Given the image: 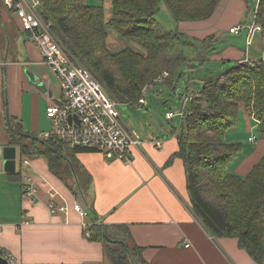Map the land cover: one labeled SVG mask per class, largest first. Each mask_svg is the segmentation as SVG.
I'll return each instance as SVG.
<instances>
[{"label":"crops","instance_id":"obj_1","mask_svg":"<svg viewBox=\"0 0 264 264\" xmlns=\"http://www.w3.org/2000/svg\"><path fill=\"white\" fill-rule=\"evenodd\" d=\"M83 1L90 6H103L105 15L106 9H112L111 0ZM246 7L244 0H221L210 20L183 23L182 28L194 40L213 36L219 41L223 34L231 35L232 27L244 23ZM8 10L5 3L0 4V25L5 38L4 45L0 41V249L10 253L16 264H108L110 259L103 243L84 235L83 222H94L96 217L98 223L129 227L137 246L144 249L147 264H258L240 249L236 239L212 237L193 214L184 162L177 156L185 120L180 115L169 120L178 119L167 135H161V147L153 144L152 137L143 140L124 123L130 133L143 141L142 147L133 150L132 164L109 159L96 151L78 154L81 197L51 173L45 158L22 157L18 148L15 172H5L4 150L12 147L7 118L21 122L28 132L40 138L52 129L46 115L48 106L62 98L59 77L44 63L30 34ZM110 19L106 17V21ZM232 37L236 40L214 59L264 60V35H257L250 47L246 34ZM199 91L191 97H182L180 110L184 108L188 114L190 102ZM241 108L239 126L226 139L229 143H242L244 138L248 144L243 145L241 155L227 173L246 177L264 157V138L252 141L250 133L256 123ZM169 112L177 111L169 110L166 115ZM25 159L29 160V167L22 164ZM27 176L39 188L35 202L23 197ZM44 183L59 192L58 201L69 206L68 214H50L48 188ZM75 201L91 212L86 220L74 212ZM26 220L31 223L22 224ZM186 244L190 247L186 248Z\"/></svg>","mask_w":264,"mask_h":264},{"label":"trees","instance_id":"obj_2","mask_svg":"<svg viewBox=\"0 0 264 264\" xmlns=\"http://www.w3.org/2000/svg\"><path fill=\"white\" fill-rule=\"evenodd\" d=\"M40 1V14L52 24L53 34L74 62L120 102L138 103L163 72L169 74L164 84L175 88L176 71L190 61L182 52L173 54L176 44L187 42L182 33L167 31L157 21L161 2L176 22L183 23L210 20L221 0H111L109 21L103 6L83 0ZM15 11L10 10V15ZM256 22L264 35V0H259ZM108 28L140 45L145 54L131 48L112 53ZM214 42L213 36L203 40L204 46ZM196 95L181 128L177 154L184 162L191 210L212 237L236 239L240 249L264 264V157L246 177L229 174L243 144L225 142V136L239 126L241 107L264 137V60L235 62L221 77L205 81ZM7 129L10 145L22 157L45 158L51 173L74 195L82 196L76 157L90 150L71 148L57 138L43 140L11 117ZM95 218L90 239L103 243L112 264H147L129 227L108 226Z\"/></svg>","mask_w":264,"mask_h":264},{"label":"built area","instance_id":"obj_3","mask_svg":"<svg viewBox=\"0 0 264 264\" xmlns=\"http://www.w3.org/2000/svg\"><path fill=\"white\" fill-rule=\"evenodd\" d=\"M4 3L10 10H16L15 15L20 21L22 29L30 34L42 54L44 63L61 81L62 98L58 102L51 103L46 110V115L52 122V129L40 138L43 140L57 138L66 142L71 148L101 152L109 159L132 164L133 150L142 147L143 141L127 130L117 109V102L109 97L102 85L87 69L74 62L58 42L52 32V24L45 21L40 14L41 1L4 0ZM258 5L255 16L250 22L241 23L229 30L232 35L246 34L248 47L252 45L257 35L263 34L261 25L256 22ZM168 76L169 74L164 72L154 84L163 83ZM137 104L146 106V99H141ZM176 115H180L182 118L186 117L185 109L169 112L166 118L172 120ZM252 141H256V138L254 137ZM153 144L156 147H161L162 141L153 140ZM22 164L29 167L30 162L25 159ZM27 169L29 170V168ZM44 186L48 188L50 214L53 216L68 214L69 206L60 204L58 201L59 192L49 184L44 183ZM38 193L37 183L31 176H27L23 197L35 202ZM72 208L83 219L86 220L89 217V211L80 202L75 201ZM30 223L27 220L22 222L25 225ZM93 224V222H83L85 237H91L90 227ZM185 247L189 248L190 244H186ZM0 257L10 264H16L13 256L1 249Z\"/></svg>","mask_w":264,"mask_h":264},{"label":"rangeland","instance_id":"obj_4","mask_svg":"<svg viewBox=\"0 0 264 264\" xmlns=\"http://www.w3.org/2000/svg\"><path fill=\"white\" fill-rule=\"evenodd\" d=\"M244 2L247 7L243 20L246 19V22H250L255 16L258 0H244ZM0 4L4 5L2 0H0ZM8 11H10V9ZM107 12H110V16L107 15ZM10 17V20L14 21L15 18L12 16ZM106 17H112V10L109 11L106 9ZM156 19L165 30L183 33V35H185L183 40L184 42H187L176 44L173 49V54L177 55L182 52L190 60L189 65H183L176 71L177 74L174 82L175 88H171L163 83L159 85L154 84L164 73L163 72L147 86L145 93L143 91L144 97L149 104L146 107H141L137 103L120 102L113 96L109 88H106L105 90L113 100L117 102V109L120 112L124 123L139 134L143 140L151 137V139L154 140H157L158 138L161 140V135H167V131L171 130L178 121V119H174L173 121L167 120L166 112L169 110L180 111L182 107V97L187 95L191 97L201 88V86L204 85L205 81L210 79L215 80L218 77H221V75L235 64L234 61H222L214 59V57L221 56L226 46L231 45V41L236 40V37H232L236 35L231 34V36L229 33L223 34L221 40H215L214 45L210 44L209 46H204L203 41L194 40L185 34L186 30L182 28L183 23L189 24V22H176L164 1L161 2L160 11L157 13ZM108 33V47L112 53L119 52L125 48H131L137 52L145 54V51L140 45L122 37L113 29L108 28ZM0 41L4 45L5 38L3 36L1 25ZM212 49H214V51H212ZM201 57L204 58V62L199 61ZM150 85H152V87H150ZM198 97L199 96L197 95V98ZM239 132L241 136L244 135L245 137L244 132ZM231 134L233 133L230 132L225 136V142L229 143L226 138ZM250 135L256 138L255 142L264 138L258 133L256 126ZM242 139V144L247 145L248 140L244 138ZM67 182L72 185L71 180H67ZM108 264H112L110 260Z\"/></svg>","mask_w":264,"mask_h":264},{"label":"water","instance_id":"obj_5","mask_svg":"<svg viewBox=\"0 0 264 264\" xmlns=\"http://www.w3.org/2000/svg\"><path fill=\"white\" fill-rule=\"evenodd\" d=\"M5 172L14 173L16 170V147H8L4 150ZM0 264H10L7 260L0 257Z\"/></svg>","mask_w":264,"mask_h":264}]
</instances>
